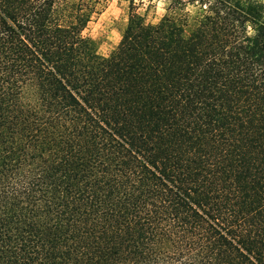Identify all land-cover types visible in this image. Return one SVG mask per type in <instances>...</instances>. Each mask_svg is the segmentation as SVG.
<instances>
[{"label":"trees","instance_id":"trees-1","mask_svg":"<svg viewBox=\"0 0 264 264\" xmlns=\"http://www.w3.org/2000/svg\"><path fill=\"white\" fill-rule=\"evenodd\" d=\"M103 7L0 0V264H264V4Z\"/></svg>","mask_w":264,"mask_h":264},{"label":"rangeland","instance_id":"rangeland-1","mask_svg":"<svg viewBox=\"0 0 264 264\" xmlns=\"http://www.w3.org/2000/svg\"><path fill=\"white\" fill-rule=\"evenodd\" d=\"M249 1L264 4V0ZM169 3L170 0H104L103 9L94 15L84 32L96 41L98 53L107 56L118 44L131 8L141 13L145 21L155 23ZM187 8L194 14L197 11V5L188 4Z\"/></svg>","mask_w":264,"mask_h":264}]
</instances>
